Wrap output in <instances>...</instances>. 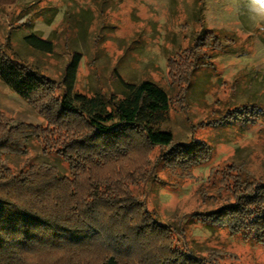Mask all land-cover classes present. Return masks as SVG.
<instances>
[{"label":"rangeland","instance_id":"1","mask_svg":"<svg viewBox=\"0 0 264 264\" xmlns=\"http://www.w3.org/2000/svg\"><path fill=\"white\" fill-rule=\"evenodd\" d=\"M246 3L0 0V43L9 55L55 81L57 93L72 51L78 50L76 91L108 95L120 91V77L151 80L170 100L160 127L170 130L175 142L208 145L206 160L185 166L166 165L162 149L153 146L148 153L151 173L129 187L171 227L175 249L200 264H264V244L248 229L235 232L227 222L197 216L233 200L236 175L242 182L264 181V27L250 24ZM29 33L51 39L52 51L26 45L23 36ZM0 112L13 125L48 124L1 80ZM230 114L233 119L227 118ZM23 151L0 158L14 170L48 163L70 175L66 160L33 135ZM230 165L240 170H229Z\"/></svg>","mask_w":264,"mask_h":264},{"label":"trees","instance_id":"2","mask_svg":"<svg viewBox=\"0 0 264 264\" xmlns=\"http://www.w3.org/2000/svg\"><path fill=\"white\" fill-rule=\"evenodd\" d=\"M23 42L42 52L54 45L36 33L24 35ZM80 60L73 50L57 93L55 81L0 43V80L48 123L13 125L0 112V156L23 153L33 135L70 168V175L48 163L14 170L0 158V264H200L175 249L171 227L129 187L151 173L153 146L162 149L166 165L185 166L206 160L208 145L175 142L173 133L160 127L170 100L151 80L120 77V91L108 95L76 91ZM231 193L232 201L197 216L227 222L235 232L248 229L264 244V181L242 182L236 175Z\"/></svg>","mask_w":264,"mask_h":264},{"label":"clouds","instance_id":"3","mask_svg":"<svg viewBox=\"0 0 264 264\" xmlns=\"http://www.w3.org/2000/svg\"><path fill=\"white\" fill-rule=\"evenodd\" d=\"M246 7L250 24L264 27V8L260 6V0H247Z\"/></svg>","mask_w":264,"mask_h":264}]
</instances>
